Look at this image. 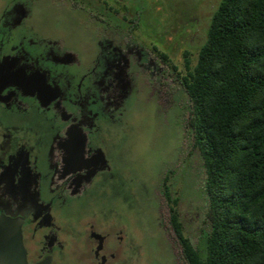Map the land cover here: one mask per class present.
Segmentation results:
<instances>
[{
  "label": "flooded vegetation",
  "instance_id": "1",
  "mask_svg": "<svg viewBox=\"0 0 264 264\" xmlns=\"http://www.w3.org/2000/svg\"><path fill=\"white\" fill-rule=\"evenodd\" d=\"M136 4L0 0V221L20 224L28 264H144L148 200L171 264H187L169 207L184 228L198 151L184 88L191 60L184 48L179 63L178 34L140 27ZM144 109L160 127H184L152 193L132 173L152 144L134 133Z\"/></svg>",
  "mask_w": 264,
  "mask_h": 264
},
{
  "label": "trees",
  "instance_id": "2",
  "mask_svg": "<svg viewBox=\"0 0 264 264\" xmlns=\"http://www.w3.org/2000/svg\"><path fill=\"white\" fill-rule=\"evenodd\" d=\"M209 19L184 82L208 228L194 246L171 206L170 224L187 264H264V0H219Z\"/></svg>",
  "mask_w": 264,
  "mask_h": 264
},
{
  "label": "rangeland",
  "instance_id": "3",
  "mask_svg": "<svg viewBox=\"0 0 264 264\" xmlns=\"http://www.w3.org/2000/svg\"><path fill=\"white\" fill-rule=\"evenodd\" d=\"M133 1V0H132ZM135 20L139 21V25L145 31L151 33L162 32L163 28L168 35L181 36L180 50L178 52L179 63L182 64V51L185 48L190 52L189 59L191 65L195 63V58L199 46L204 42L206 29L209 18L213 11L217 8L219 0H136ZM184 44V47H181ZM133 124L137 127L136 139L144 141L152 139V144H147L139 153L138 159L134 160V164H139V170H132V173L143 175L146 180L149 192L152 193L155 183L161 174L159 164L165 159L167 148L171 141L175 142V138L171 135H179L181 142L184 127L183 121H169L167 128L159 126L151 119L148 110L144 109L139 113L132 115ZM169 138V140H168ZM183 141V140H182ZM181 156V154H180ZM179 156V158H180ZM179 159L178 169L183 171L184 167ZM161 167V165H160ZM205 172L203 169L202 158L198 151L194 154V185L192 195L189 200L185 197L180 204V210L184 216V232L189 236L191 243L196 246L199 237L208 228L206 218L207 199L203 193V183ZM188 178L184 177V183L187 184ZM150 206V208H148ZM154 203L148 200L145 208L146 215V261L144 264H171V257L164 248L163 239L160 231H154L152 222L154 216Z\"/></svg>",
  "mask_w": 264,
  "mask_h": 264
},
{
  "label": "water",
  "instance_id": "4",
  "mask_svg": "<svg viewBox=\"0 0 264 264\" xmlns=\"http://www.w3.org/2000/svg\"><path fill=\"white\" fill-rule=\"evenodd\" d=\"M0 264H28L22 245L20 224L14 220L0 221Z\"/></svg>",
  "mask_w": 264,
  "mask_h": 264
}]
</instances>
